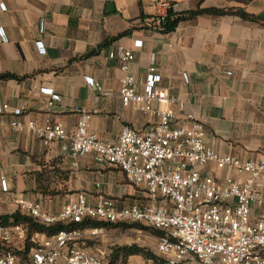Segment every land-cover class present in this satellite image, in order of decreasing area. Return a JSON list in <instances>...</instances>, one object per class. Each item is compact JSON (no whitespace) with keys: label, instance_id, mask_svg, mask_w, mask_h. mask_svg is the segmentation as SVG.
<instances>
[{"label":"crops","instance_id":"1","mask_svg":"<svg viewBox=\"0 0 264 264\" xmlns=\"http://www.w3.org/2000/svg\"><path fill=\"white\" fill-rule=\"evenodd\" d=\"M205 9H244L260 20L204 13L169 32L153 25L170 10L187 15ZM0 28L7 37L0 43V102L9 106L0 113V217L27 214L18 200L39 204L48 214L58 213L79 194L90 205L102 200L120 207L149 202V195L145 199L135 191L118 168L98 164L92 154L65 153L60 142L45 146L35 134L17 133L10 126L19 119L74 131L87 114L90 130L109 142L117 141L125 126L145 131L151 120L123 105L119 95L120 48L134 54L129 72L139 92L154 56L161 76L158 87L178 102L163 106L175 110L176 125L191 118L203 126L206 144L219 154L264 160V0H0ZM48 91L59 100L52 101ZM17 109L22 110L19 116ZM207 170L219 182L228 175L246 179L215 164ZM145 226L109 227L107 235L89 243L106 245L115 239L122 247L141 248L132 244L131 234L137 241L152 238L157 249L160 232L146 226L157 231L151 235ZM12 246L17 249L20 243ZM88 248L104 260L103 248ZM120 248L114 255L123 256L121 264L150 262L142 248L131 255Z\"/></svg>","mask_w":264,"mask_h":264},{"label":"built area","instance_id":"2","mask_svg":"<svg viewBox=\"0 0 264 264\" xmlns=\"http://www.w3.org/2000/svg\"><path fill=\"white\" fill-rule=\"evenodd\" d=\"M163 19L158 18L153 25L161 27ZM6 40L0 28V43ZM36 45L45 54L43 44ZM117 56L123 72L121 101L148 116L151 123L145 131L125 126L117 141L109 142L90 130L87 114L81 116L74 131L51 122L39 126L19 119L12 120L10 126L17 133L35 134L45 146L60 142L65 153L92 154L98 164L118 168L132 184L146 190L149 202L120 207L113 200H102L90 205L85 195L79 194L75 202L56 214L24 200H18V205L28 216L48 226L91 220L150 226L160 232L157 251L164 261L159 264H264V160L219 154L206 144L203 126L191 118L186 125H176L175 110L163 106L178 102L158 87L161 76L154 56L141 83L142 92L129 72L134 60L132 51L120 48ZM184 79L187 81L185 74ZM88 83L97 85L93 80ZM48 92L52 101L59 100V96ZM8 108L0 102V113ZM14 114L19 116L22 110ZM210 164L246 175V179L235 180L228 175L219 182L207 170ZM2 188L7 190L5 180ZM108 232L107 226H87L61 229L48 236L29 234L24 224L0 223V264H104L99 254L89 250L88 243ZM17 241L20 247L15 249L12 244Z\"/></svg>","mask_w":264,"mask_h":264},{"label":"trees","instance_id":"3","mask_svg":"<svg viewBox=\"0 0 264 264\" xmlns=\"http://www.w3.org/2000/svg\"><path fill=\"white\" fill-rule=\"evenodd\" d=\"M204 13L212 14V15H224V14L234 13L236 15H239L245 20H250V21L260 20V18L254 15L248 14L244 9H237V10L205 9V10H196L187 15L174 13L172 10H170L167 16L163 19L161 23L162 30L164 32L173 31L180 22L186 21L194 16L204 14ZM0 223L4 225L24 224L27 227L29 234L40 232V233H45L48 236L54 235L61 229H69L72 227L84 228L87 226H107V227L126 226L124 224H105V223L97 222L93 220L87 221L83 224H77V225H74V224L65 225L62 223H57V224L48 226V225L37 222L34 218L28 216L27 214H23L21 212H16L11 216L0 217ZM119 250L120 252H123L125 255H131V254L143 252V250L137 246L122 247Z\"/></svg>","mask_w":264,"mask_h":264},{"label":"rangeland","instance_id":"4","mask_svg":"<svg viewBox=\"0 0 264 264\" xmlns=\"http://www.w3.org/2000/svg\"><path fill=\"white\" fill-rule=\"evenodd\" d=\"M133 188H134L135 191L139 192V194L141 196H145L144 198L146 199V195H148V194H147L145 189H143L142 187H138V186H133ZM126 225L142 229L140 227L141 224L129 223V224H126ZM146 229H145V231L147 233H150L151 235H155L154 232H157V231L153 230L150 227H146ZM127 237L130 238V239H134L135 240V243H132V244H137L142 249H144V255H143L144 259L151 258L149 260L151 262L155 263V264H159V263H162L164 261L158 255L157 249H156V242L152 238L142 237L139 241H137V237L136 236H132L131 234H128ZM115 243H116V241L114 239L112 242L110 241L106 245H104L101 241H99V242L95 241V242H92V243L90 242L88 244H89V246L91 245V246L103 248L101 250H102L103 256H104V264H121V261L124 259L123 256L119 255V258L118 257L115 258L114 253H115L116 249H118V248H120L122 246L118 245V243H116V244ZM111 244H113V245H111ZM116 260H117V262H116Z\"/></svg>","mask_w":264,"mask_h":264}]
</instances>
